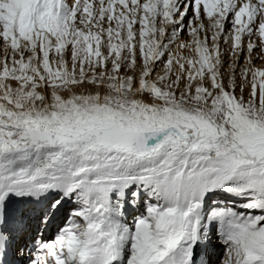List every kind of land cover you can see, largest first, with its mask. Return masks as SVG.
Listing matches in <instances>:
<instances>
[{"label":"snow or ice","instance_id":"snow-or-ice-1","mask_svg":"<svg viewBox=\"0 0 264 264\" xmlns=\"http://www.w3.org/2000/svg\"><path fill=\"white\" fill-rule=\"evenodd\" d=\"M0 264H264V0H0Z\"/></svg>","mask_w":264,"mask_h":264}]
</instances>
